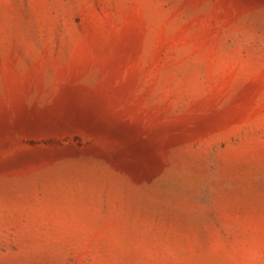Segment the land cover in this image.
<instances>
[{
    "label": "rangeland",
    "instance_id": "rangeland-1",
    "mask_svg": "<svg viewBox=\"0 0 264 264\" xmlns=\"http://www.w3.org/2000/svg\"><path fill=\"white\" fill-rule=\"evenodd\" d=\"M0 264H264V0H0Z\"/></svg>",
    "mask_w": 264,
    "mask_h": 264
},
{
    "label": "bare ground",
    "instance_id": "bare-ground-1",
    "mask_svg": "<svg viewBox=\"0 0 264 264\" xmlns=\"http://www.w3.org/2000/svg\"><path fill=\"white\" fill-rule=\"evenodd\" d=\"M159 168H160V167H159ZM160 171H162V170H160ZM160 171H159V172H160ZM160 173L164 174V172H160ZM164 175H165V174H164Z\"/></svg>",
    "mask_w": 264,
    "mask_h": 264
}]
</instances>
